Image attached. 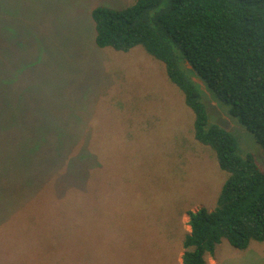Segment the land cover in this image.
<instances>
[{"label": "rangeland", "instance_id": "374dc122", "mask_svg": "<svg viewBox=\"0 0 264 264\" xmlns=\"http://www.w3.org/2000/svg\"><path fill=\"white\" fill-rule=\"evenodd\" d=\"M133 1L0 0V171L16 136L61 140L40 149L89 174L58 194L69 185L51 176L52 156L30 158L38 176L0 205V264H181L187 211L214 208L227 175L194 140L193 113L163 64L141 46L94 43L91 10ZM202 102L264 168L253 135L211 97ZM206 264H264V242L238 250L222 240Z\"/></svg>", "mask_w": 264, "mask_h": 264}, {"label": "trees", "instance_id": "16d2710c", "mask_svg": "<svg viewBox=\"0 0 264 264\" xmlns=\"http://www.w3.org/2000/svg\"><path fill=\"white\" fill-rule=\"evenodd\" d=\"M91 18L98 48L127 53L141 46L163 64L168 81L193 113L194 140L212 150L227 175L213 209L187 211L190 230L181 243V264H206L222 240L238 250H245L250 241L263 243L264 168L255 154L241 153L233 133L208 121L202 97L226 107L264 156V0H134L122 9L95 6ZM14 137L8 140L20 145L8 144L11 153L0 171V205L15 201L38 176L29 164L31 157L52 156L48 165L60 170L51 176L69 185L58 194L70 195L80 176L89 177L86 168L80 171L75 163H63L65 155L56 160L57 152L40 149L41 144L55 146L61 140L28 145ZM19 156L26 158L24 165L17 163ZM68 200L61 201L73 202Z\"/></svg>", "mask_w": 264, "mask_h": 264}]
</instances>
